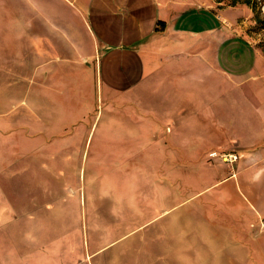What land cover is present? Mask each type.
I'll list each match as a JSON object with an SVG mask.
<instances>
[{"label":"crops","instance_id":"obj_1","mask_svg":"<svg viewBox=\"0 0 264 264\" xmlns=\"http://www.w3.org/2000/svg\"><path fill=\"white\" fill-rule=\"evenodd\" d=\"M36 1L0 0V264H97L101 259H112V254H86L75 247L74 240L81 245V238H76L73 230H80L81 223L77 226L51 220L49 204L35 200V192H12L10 185L3 184V173L19 163L18 153L2 155L3 149L13 147L6 138L12 139L24 120L23 143L27 150L34 148L33 109L32 105L28 109V100L41 102L36 121L43 126L38 134L47 133L48 87L67 69L85 70L95 65L96 70L105 69L107 84L120 80L116 84L123 86L122 108L107 110L104 120L110 131L119 125L128 133L144 134L147 130L154 134L158 148L166 150L174 145L179 148L178 142H185V146L194 143L191 134L198 131L207 132L216 145L226 148L229 142L224 134H234L233 139L239 138L240 157L228 176L218 172L220 181H230L234 186L224 192H233L243 206L240 221L246 218L256 225L264 220V111L252 104L253 95L256 99L264 91V79L260 88L253 80L262 58L251 45L233 46L227 54L229 61L236 64L243 53L248 58L246 48L249 60L243 69L230 71L234 77L229 94L220 91L219 67L225 63L229 38L213 4H209L211 9L209 5H193L196 0H58L59 8L51 14L34 12V5L40 3ZM67 5L86 12L90 31L84 30L81 16L71 18L67 26ZM190 5L197 12L189 9ZM211 13L220 22L209 26L210 20L214 21ZM118 68L122 69L119 76L114 72ZM39 85L41 88H34ZM151 90L155 101L153 110H148L146 99ZM237 91L250 93L242 97L249 109L227 114L225 111L234 106L231 101L239 95ZM23 97L26 109L17 111L13 101ZM206 101L214 102L211 109ZM242 133L249 134L250 141L241 142ZM39 144L48 149L50 141ZM214 146L204 148L205 152ZM32 152H26L27 165L35 164ZM170 155L165 161L172 160ZM162 159L159 156V164ZM40 161L43 164L44 158ZM145 174L144 169V178ZM46 184L42 191L48 195ZM140 186L135 192H147L145 182ZM8 188L11 192H6ZM148 190L160 189L154 184Z\"/></svg>","mask_w":264,"mask_h":264},{"label":"rangeland","instance_id":"obj_2","mask_svg":"<svg viewBox=\"0 0 264 264\" xmlns=\"http://www.w3.org/2000/svg\"><path fill=\"white\" fill-rule=\"evenodd\" d=\"M201 1L205 0L191 3L203 4V8L213 4L214 9L209 6L219 13L225 36L229 38L223 55L225 63L219 67L220 91L229 94L230 79L234 77L230 71L243 69L249 60L246 48L248 58L243 53L236 64L229 61V50L239 43L244 47L251 45L261 55L262 64L253 76L255 87L260 88L264 79V25L255 16L259 13L264 19V0H251L252 4ZM195 6L188 8L197 12ZM58 8V0H40L34 5V12L52 14ZM76 9L65 7L67 26L70 27L71 18L81 16L84 30L90 31V17ZM213 16L209 26L220 22ZM114 72L119 76L122 69ZM105 77L104 68L96 70L91 65L85 70L67 69L60 78L53 79L55 83L49 85L48 92L45 88L47 133L38 134L43 126L36 121L41 114V102L28 100V109L29 105L33 109L34 148H25L22 140L25 129L21 126L26 124L22 120L12 139L6 138L13 147L2 150L6 157L19 155L18 165L3 173V184L10 185L12 192H35V200L49 204L51 220L67 225L81 223L80 230H73L76 238H81V245L74 240L75 247L86 254H112V259H101L97 264H264V220L256 225L245 221L246 218L240 221L243 206L233 192H224L234 186L230 181H220L218 175L221 171L223 177L228 176L234 169L220 155L239 152V138L233 139L232 133L224 134L229 142L224 148L216 145L207 132L198 131L191 134L194 143L185 146V142H178L179 148L174 145L166 150L158 148L154 134L147 130L144 134L128 133L119 125L110 131L104 123L106 111L122 108L123 86L116 84L120 80L107 84ZM246 94L250 96L241 92L231 101L234 106L225 112L237 114L239 109H249L242 98ZM25 99L13 101L17 111L26 109ZM153 100L151 90L146 99L148 110H153ZM205 103L209 108L214 102ZM252 104L258 111H264V91L256 99L253 95ZM239 137L241 142L250 141L249 134L242 133ZM42 140L50 141L48 149H42L39 144ZM163 143L169 145L168 141ZM211 146L214 147L205 152L204 148ZM31 151L35 164L27 165L25 155ZM169 152L172 160L165 161ZM214 152L216 156L212 157ZM159 156L163 158L161 164ZM144 182L147 192H135ZM46 183L48 195L45 189L42 191ZM154 184L159 192H148ZM9 188L6 192H11Z\"/></svg>","mask_w":264,"mask_h":264},{"label":"built area","instance_id":"obj_3","mask_svg":"<svg viewBox=\"0 0 264 264\" xmlns=\"http://www.w3.org/2000/svg\"><path fill=\"white\" fill-rule=\"evenodd\" d=\"M216 153L217 152L212 153L211 154L212 157H215ZM220 156L223 159V161L231 162L233 164L232 165L233 167H234V163H236L239 160V157H240V155L237 152H223V153H221Z\"/></svg>","mask_w":264,"mask_h":264},{"label":"trees","instance_id":"obj_4","mask_svg":"<svg viewBox=\"0 0 264 264\" xmlns=\"http://www.w3.org/2000/svg\"><path fill=\"white\" fill-rule=\"evenodd\" d=\"M217 1L218 2H222L223 0H217ZM240 1L241 2H246L248 4H252L251 0H231V3L232 4H236L237 2H240ZM255 17H256L257 22H259V23L261 22L264 25V19L260 17L259 13H257Z\"/></svg>","mask_w":264,"mask_h":264}]
</instances>
